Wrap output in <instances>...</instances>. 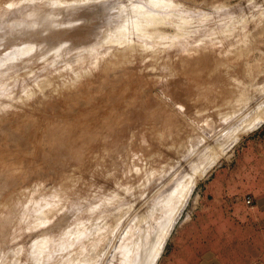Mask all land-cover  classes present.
I'll return each instance as SVG.
<instances>
[{
  "label": "rangeland",
  "instance_id": "1",
  "mask_svg": "<svg viewBox=\"0 0 264 264\" xmlns=\"http://www.w3.org/2000/svg\"><path fill=\"white\" fill-rule=\"evenodd\" d=\"M262 113L264 0H0V264H239Z\"/></svg>",
  "mask_w": 264,
  "mask_h": 264
},
{
  "label": "crops",
  "instance_id": "2",
  "mask_svg": "<svg viewBox=\"0 0 264 264\" xmlns=\"http://www.w3.org/2000/svg\"><path fill=\"white\" fill-rule=\"evenodd\" d=\"M247 210L249 214L251 212H255V210L252 208H248ZM244 216L245 214H238L237 223L242 227L247 225L248 229L250 230L249 239L247 240L248 256H243L239 264H264V225L256 224L255 222L251 221V219H248L247 222L246 219L243 218Z\"/></svg>",
  "mask_w": 264,
  "mask_h": 264
},
{
  "label": "bare ground",
  "instance_id": "3",
  "mask_svg": "<svg viewBox=\"0 0 264 264\" xmlns=\"http://www.w3.org/2000/svg\"><path fill=\"white\" fill-rule=\"evenodd\" d=\"M136 9H137V8H136ZM262 114H263V113H262ZM263 115H264V114H263ZM258 119H259V118H258ZM263 120H264V119H263ZM261 121H262V120H261ZM252 125H253V124H252ZM189 191H190V189H189ZM186 194H187V193H186ZM183 195H185V194H183ZM173 197H174V196H172V198H173ZM168 198H169V197H168ZM175 198H176V197H175ZM175 198H173V200H172L171 197H170L169 200H170V201H174ZM179 198H180V197H179ZM181 200H182V199H181ZM170 201H168V202H170ZM176 201H177V200H176ZM166 203H167V202H166ZM163 204H164V203H163ZM177 204H178V203H177ZM177 204H176V205H177ZM168 205H169V204H168ZM170 206H171V205H170ZM170 206H169V207H170ZM179 206H181V205H179ZM174 207H175V206H174ZM175 208H176V207H175ZM157 209H159V208H157ZM165 209H166V207H165ZM168 209H169V208H168ZM172 210H173V209H172ZM172 210H171V212H172ZM175 210H176V209H175ZM175 210H173V211H175ZM163 211H164V210H163ZM166 211H167V210H166ZM169 211H170V210H169ZM176 211H177V210H176ZM165 213H166V212H165ZM176 213H177V212H176ZM168 214H169V213H168ZM163 215H164V212H163ZM172 216H173V215H172ZM167 218H168V217H167ZM174 221H175V220H174ZM162 225H163V224H162ZM165 226L167 227V225H165ZM165 226H164V227H165ZM170 227H171V226H170ZM159 230H160V229H159ZM163 231L165 232V229H164ZM163 231H162V232H163ZM156 233H157V232H156ZM164 234H165V233H164ZM168 235H169V234H168ZM149 236H150V235H149ZM158 236H159V235H158ZM166 236H167V235H166ZM155 238H156V237H155ZM165 239H166V238H165ZM165 239H164V240H165ZM158 240H160V239H158ZM156 241H157V240H156ZM162 241H163V239H162ZM154 242H155V241H154ZM160 242H161V241H160ZM160 242H159V243H160ZM156 243H157V242H156ZM162 243H163V242H162ZM162 243H161V244H162ZM157 244H158V243H157ZM157 244H156V245H157ZM153 245H154V243H153ZM162 245H163V244H162ZM151 247H152V246H151ZM159 247H160V246H159ZM145 248H146V247H145ZM153 248H154V247H153ZM153 248H152V249H153ZM155 248H156V247H155ZM146 249L149 251V247L146 248ZM146 249H145V250H146ZM154 250H156V249H154ZM161 250H162V249H161ZM143 251H144V250H143ZM158 252H159V250L157 251V253H156V255H155V258H154L153 260L151 259V260H152L151 262H150V261L148 262V260H147V262H145V261L140 262L139 260H137V261H135V262L133 261V264H134V263H135V264H155V260H156V258H157V256H158V255H157ZM148 253H149V252H148ZM138 254H139V253H138ZM146 254H147V253H146ZM154 254H155V251H154ZM159 254H160V253H159ZM136 255H137V254H136ZM137 256H139V255H137ZM137 256H136V257H137ZM147 256H148V254H147ZM158 257H159V256H158ZM137 258H139V257H137ZM140 258H141V257H140ZM146 258H147V257H146ZM146 258H144V259H146ZM148 258H149V256H148ZM142 259H143V257H142ZM144 259H143V260H144ZM138 261H139L140 263H139ZM126 263H127V262H126ZM121 264H123V263H121ZM124 264H125V263H124Z\"/></svg>",
  "mask_w": 264,
  "mask_h": 264
},
{
  "label": "built area",
  "instance_id": "4",
  "mask_svg": "<svg viewBox=\"0 0 264 264\" xmlns=\"http://www.w3.org/2000/svg\"><path fill=\"white\" fill-rule=\"evenodd\" d=\"M247 202H248V203H250V202H251V199H250V198H248V199H247Z\"/></svg>",
  "mask_w": 264,
  "mask_h": 264
}]
</instances>
